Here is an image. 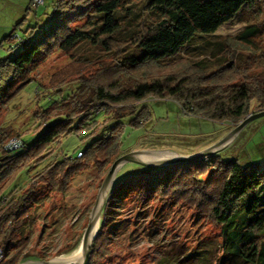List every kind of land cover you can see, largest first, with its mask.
I'll list each match as a JSON object with an SVG mask.
<instances>
[{"label":"trees","instance_id":"trees-1","mask_svg":"<svg viewBox=\"0 0 264 264\" xmlns=\"http://www.w3.org/2000/svg\"><path fill=\"white\" fill-rule=\"evenodd\" d=\"M136 1L51 0L49 10L41 13V26L28 28L24 38H13L20 51L0 60V109L30 82L38 93L36 103L47 92L46 106L36 108L31 127L23 133L31 136L28 143L0 126V264L19 262L29 239L22 232L35 203L34 190L40 186L60 193L71 175L89 164L100 184L104 169L122 154L124 128L138 129L150 120L143 100L172 101L186 116L223 125L224 133L248 114L264 110V69L258 68L264 63H257L264 58V0H148L146 13L140 15ZM232 20L242 28L234 39L219 40L226 60L217 64L202 58L194 37L213 35ZM9 40L10 35L3 36L0 47ZM79 47L96 54L92 60L71 59ZM55 53L68 55L71 65L52 73L45 88L33 82L32 72ZM164 57L172 58L161 62ZM88 65L94 70L87 76L77 72ZM68 87L70 93L61 97ZM54 94L59 99L50 100ZM100 114V124L114 121L103 132L92 120ZM75 132L94 138L73 157L55 159L28 177L43 157L51 156L49 150H55L61 137ZM10 137L22 147L7 155L3 146ZM221 153L167 168L135 165L114 180L87 264L110 258L107 246L114 241L121 224L116 217L125 211L127 198L141 211L151 203L188 208L219 227V242L182 256L183 263L264 264V172ZM22 174L28 180L20 182ZM168 259L160 263L168 264Z\"/></svg>","mask_w":264,"mask_h":264},{"label":"rangeland","instance_id":"rangeland-1","mask_svg":"<svg viewBox=\"0 0 264 264\" xmlns=\"http://www.w3.org/2000/svg\"><path fill=\"white\" fill-rule=\"evenodd\" d=\"M42 1L43 5L32 8L28 0H0V39L8 35L11 39L2 43L0 60L9 58L20 51L21 46L17 40L28 36V33L24 35L28 28L41 26L43 19L41 13L49 10L51 0ZM147 1H136L135 9L138 10L136 13L140 15L142 10L144 14L146 13L144 8ZM18 22L21 24L16 26ZM241 28V24L232 20L222 25L213 35H196L194 39L198 40L196 43L200 48L201 57L217 64L222 63L226 57L221 56L222 44L219 40L234 39ZM34 30L29 32L34 33ZM14 37H17V40L13 39ZM95 54L94 49L79 47L71 59L76 60L82 57L91 59V56ZM171 58L164 57L161 62ZM69 62L70 58L66 54H53L33 70L31 76L33 82L36 81L45 88L48 87L49 76L66 69L71 65ZM231 63L229 61L227 67H230ZM257 63H264V58ZM258 68L264 69V65L259 64ZM80 70L84 76H87L94 70V66L88 65L78 69L77 72ZM69 89L72 90V87L64 89L61 97L65 98L70 93ZM46 94L44 90L41 94L42 99L40 98L39 103H36L34 97L38 93H35L34 84L30 82L24 85L9 105L5 109H0V126L9 127L14 132H18L21 134L20 139L28 143L32 138L27 133H23L31 127L33 120L31 115L36 108L46 106L47 100L44 99L47 98ZM49 99H59V96L54 94ZM143 102L150 110V120L138 129L124 128L122 154L135 150H147L146 148L151 147L150 149L154 150H168L189 155L212 145L226 134L223 125L186 116L172 101L147 98ZM103 119L102 114L92 118L93 121L99 122V132L108 129L114 123L113 120H109L100 124ZM11 138L13 137L9 139ZM93 138L87 132H75L61 137L55 150H49L51 156L43 157L44 159L29 171L28 177L39 172L55 159L62 156L73 157L76 151H81L88 146ZM221 155L223 158L237 159L242 164L256 165L259 172H264V117L246 125ZM134 168L137 167L132 164L123 165L114 180L122 178ZM104 171L103 176L106 173ZM95 176L96 169L89 164L88 167L71 175L65 189L60 193L40 186L34 190L32 196L35 198V203L30 208L29 223L27 222L28 225L22 232V235H29V239L19 255L18 263L26 260L47 261L52 258H70L77 252L87 215L100 185ZM25 177L26 175L22 174L20 182L28 180ZM124 203L125 211L121 216L116 217L121 220V224L117 227L114 241L107 246L110 258L102 264H163L160 262L168 258V264L187 262L201 264L197 261L183 263L181 257L195 254L201 247L209 250V245H212L214 241L219 242V227L205 222L188 208L151 203L148 204L146 211H141L130 198H127ZM22 257H24L23 260Z\"/></svg>","mask_w":264,"mask_h":264},{"label":"water","instance_id":"water-1","mask_svg":"<svg viewBox=\"0 0 264 264\" xmlns=\"http://www.w3.org/2000/svg\"><path fill=\"white\" fill-rule=\"evenodd\" d=\"M229 66V64H228ZM264 117V110L248 114L242 121L229 130L221 139L212 145L192 154L181 155L168 150H135L121 154L114 159L96 191L94 202L86 218L77 252L70 258L50 259L47 261L26 260L18 264H87L89 250L101 220L102 210L118 170L125 164L138 165L144 168H167L181 163H190L218 154L229 147L241 130L255 119Z\"/></svg>","mask_w":264,"mask_h":264},{"label":"built area","instance_id":"built-area-1","mask_svg":"<svg viewBox=\"0 0 264 264\" xmlns=\"http://www.w3.org/2000/svg\"><path fill=\"white\" fill-rule=\"evenodd\" d=\"M32 4L35 6L41 5L42 0H32ZM22 147L21 142L18 139H8L3 146V150L7 155H11L13 152L19 150ZM80 156V153L77 154V157ZM2 259V252L0 250V261Z\"/></svg>","mask_w":264,"mask_h":264},{"label":"crops","instance_id":"crops-1","mask_svg":"<svg viewBox=\"0 0 264 264\" xmlns=\"http://www.w3.org/2000/svg\"><path fill=\"white\" fill-rule=\"evenodd\" d=\"M3 31V30H2ZM0 33H1V30H0Z\"/></svg>","mask_w":264,"mask_h":264},{"label":"bare ground","instance_id":"bare-ground-1","mask_svg":"<svg viewBox=\"0 0 264 264\" xmlns=\"http://www.w3.org/2000/svg\"><path fill=\"white\" fill-rule=\"evenodd\" d=\"M67 259V258H66Z\"/></svg>","mask_w":264,"mask_h":264}]
</instances>
